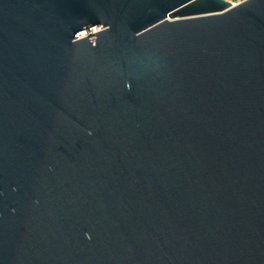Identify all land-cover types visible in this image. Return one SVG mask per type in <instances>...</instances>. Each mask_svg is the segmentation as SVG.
I'll return each mask as SVG.
<instances>
[{
    "label": "water",
    "instance_id": "obj_1",
    "mask_svg": "<svg viewBox=\"0 0 264 264\" xmlns=\"http://www.w3.org/2000/svg\"><path fill=\"white\" fill-rule=\"evenodd\" d=\"M0 264H264V0H0Z\"/></svg>",
    "mask_w": 264,
    "mask_h": 264
},
{
    "label": "rangeland",
    "instance_id": "obj_2",
    "mask_svg": "<svg viewBox=\"0 0 264 264\" xmlns=\"http://www.w3.org/2000/svg\"><path fill=\"white\" fill-rule=\"evenodd\" d=\"M226 1H228L231 4L235 5V4L239 3V2H241L242 0H226Z\"/></svg>",
    "mask_w": 264,
    "mask_h": 264
},
{
    "label": "bare ground",
    "instance_id": "obj_3",
    "mask_svg": "<svg viewBox=\"0 0 264 264\" xmlns=\"http://www.w3.org/2000/svg\"><path fill=\"white\" fill-rule=\"evenodd\" d=\"M239 3H241V2H239ZM239 3H237V4H239ZM237 4H235V5H237Z\"/></svg>",
    "mask_w": 264,
    "mask_h": 264
},
{
    "label": "built area",
    "instance_id": "obj_4",
    "mask_svg": "<svg viewBox=\"0 0 264 264\" xmlns=\"http://www.w3.org/2000/svg\"><path fill=\"white\" fill-rule=\"evenodd\" d=\"M243 1H245V0H242L241 2H243Z\"/></svg>",
    "mask_w": 264,
    "mask_h": 264
}]
</instances>
